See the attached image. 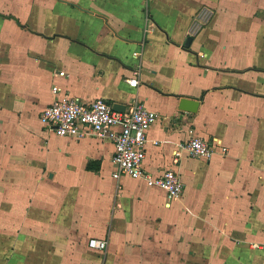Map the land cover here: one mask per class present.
<instances>
[{"label":"crops","instance_id":"0c3cea01","mask_svg":"<svg viewBox=\"0 0 264 264\" xmlns=\"http://www.w3.org/2000/svg\"><path fill=\"white\" fill-rule=\"evenodd\" d=\"M64 92L159 113L144 167L183 194L117 176L109 131L46 127ZM263 239L264 0H0V264H264Z\"/></svg>","mask_w":264,"mask_h":264},{"label":"built area","instance_id":"2783aa9c","mask_svg":"<svg viewBox=\"0 0 264 264\" xmlns=\"http://www.w3.org/2000/svg\"><path fill=\"white\" fill-rule=\"evenodd\" d=\"M129 82L136 85L138 79H129ZM53 90L59 94L61 88L54 86ZM158 117L159 113L149 109L138 99H133L124 111H118L106 99L97 98L86 102L68 92L59 95L40 115L43 124L61 136L81 139L92 132L101 136L111 132L115 143L113 160L117 176L142 178L149 185L165 189L170 198L180 197L185 184L178 171L169 168L154 174L144 167L148 130ZM183 146L191 157L209 159L215 152L214 143L201 136L192 137ZM222 150L228 151L227 147ZM179 157L180 152L177 151L175 162H178ZM89 245L98 250H106L108 240L92 238ZM252 245L264 251V239L253 242Z\"/></svg>","mask_w":264,"mask_h":264},{"label":"water","instance_id":"95a60500","mask_svg":"<svg viewBox=\"0 0 264 264\" xmlns=\"http://www.w3.org/2000/svg\"><path fill=\"white\" fill-rule=\"evenodd\" d=\"M192 40H193V37L189 36L187 39V42H186V46H189L191 44ZM199 102L200 101L198 99L183 97L180 101V107L182 109L194 111L198 107ZM113 107L115 110L124 111L127 108V105H125L123 103L115 102V103H113Z\"/></svg>","mask_w":264,"mask_h":264}]
</instances>
